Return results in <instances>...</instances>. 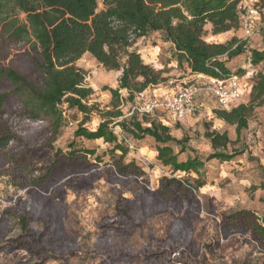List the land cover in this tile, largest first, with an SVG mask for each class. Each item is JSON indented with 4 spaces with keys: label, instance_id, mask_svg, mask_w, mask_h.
<instances>
[{
    "label": "trees",
    "instance_id": "16d2710c",
    "mask_svg": "<svg viewBox=\"0 0 264 264\" xmlns=\"http://www.w3.org/2000/svg\"><path fill=\"white\" fill-rule=\"evenodd\" d=\"M241 1L0 0V32L6 40L24 45L36 56L37 72V76L31 78L13 68L0 67V81L9 87L7 92H0V110L10 101H15L23 117L31 122H41L38 127L46 125L54 134L64 123L62 107L77 110L83 119L73 132L74 139H101L112 145L113 154L120 152L113 166L125 182L113 179V183L128 185L132 175H141L133 160L127 163L123 161L128 149L123 142H118L114 127H119L136 141H142L145 137L152 139L156 144V160L162 166L171 168L173 172L198 176L195 184L188 179H161L160 188L155 193L160 204H156V199L147 195L144 189L139 191L135 206L130 201L117 203L114 214L106 215L99 223L102 232L91 251L92 255L104 254L106 264L120 261L130 263L138 256H142L146 262L172 264L175 260L185 264L186 258L196 257V247L190 238L194 214L199 212L200 202L193 192L197 193L204 186L203 182H199V176L205 163L196 156L179 161V154L185 152V137H173L168 126L154 120L148 126H143L134 113L126 120L121 107L126 102H132L136 95L168 80L162 76L163 70H155L146 64L136 49H132L137 40L152 32L159 33L162 41L170 45L171 57L177 66L185 67L191 76L211 79L227 77L233 73L227 67V62L246 51L252 66L263 64L264 48L247 50L245 41L237 37L225 43H212L204 39L207 24H210L213 35L240 27ZM6 4H11L12 9L2 10ZM257 4L264 7V0H258ZM84 54L91 55L107 70L121 72L117 88H102L111 95L109 108L100 109L97 104H87L94 89L88 83V72L77 66ZM121 91L127 96H123ZM251 95L248 104H239L228 111H212L214 117L235 127L236 141L241 131L247 128L254 109L264 102L262 74H258ZM92 113L98 114L101 121L95 129L90 130L84 124ZM203 137L213 149L207 160L230 162L239 154L236 151L230 154L225 152L230 143L226 131L206 130ZM174 147L178 151L175 152ZM95 153V150L76 146L74 141L68 144L65 152L54 148L52 141L35 145L33 139L25 142L23 138L15 136L8 126L0 125V165H12V170L7 171L9 176L15 186L28 189L30 198L28 207L25 201H20L2 211L0 254L25 252L26 258L14 264L66 261L77 254L76 238L63 227L61 205L67 190L78 192L89 189L102 177L97 170L102 159ZM92 156L94 160L90 161ZM61 162L64 164L63 173L71 177L57 185L52 179ZM73 163L76 168L71 166ZM30 168L31 172L35 168L40 174L31 182H26L22 172ZM137 206L142 208L137 214H132ZM156 211L181 215L169 225L167 239L156 250L145 248L142 253L132 255L125 249L109 247L107 231L118 235L129 234ZM40 223L43 226L40 229L33 226ZM16 227L19 232L11 236ZM220 227L225 236L249 234L257 245L261 243L264 253V211L259 213L244 209L224 214ZM174 253L176 255L172 259Z\"/></svg>",
    "mask_w": 264,
    "mask_h": 264
},
{
    "label": "rangeland",
    "instance_id": "374dc122",
    "mask_svg": "<svg viewBox=\"0 0 264 264\" xmlns=\"http://www.w3.org/2000/svg\"><path fill=\"white\" fill-rule=\"evenodd\" d=\"M257 2L258 0H242L240 3L242 20L248 18L250 22V34H246L242 22L238 29L231 30L239 40L245 41L247 50L264 48V7ZM11 9L12 5L6 4L2 10ZM252 11L254 12L251 13ZM205 30L204 39L210 35L209 24L206 25ZM132 49H136L146 64L151 65L155 70H163L162 76L168 80L157 87L150 88V91L146 90L136 95L132 102H126L121 107L123 118L129 120L134 113L143 126H148L152 120L168 126L173 137L187 139L184 144L185 152L179 154L178 160L183 161L187 157L196 156L205 163L199 176V182H203L204 186L199 188L197 193L193 192L200 202V210L194 214L193 233L190 238L191 243L196 247V257L186 258L185 264H264L261 243L257 245L251 240L249 234L225 236L220 227L224 214L244 209L259 213L264 211V102L254 109L247 128L241 131L237 141L235 127L230 125L224 127L230 140L225 152L230 154L236 151L239 154L230 162L207 160L213 153V149L203 134L206 130L211 131L209 120L213 115L212 111L222 109L212 94L209 80L205 77L189 75L185 67L179 68L171 57L170 45L163 42L161 35L157 32L137 40ZM35 59L36 56L24 45L6 40L0 32V67L13 68L21 74L35 78L37 76ZM77 66L88 72V83L94 89V94L89 97L87 104H97L100 109L109 108L111 95L102 88H117L116 81L120 71L105 69L89 54H84L77 62ZM227 67L241 77V96L233 102L232 107L228 109L230 110L239 104L249 103L252 98V87L258 80V74L264 77V63L252 66L249 63V53L246 51L228 61ZM187 85H195L199 91L193 101L192 114L183 120L174 121L162 107L152 111L145 110L148 102L154 100L164 102L181 87ZM8 90V85L0 81V92L5 93ZM121 94L127 96L124 91H121ZM62 110L65 112L64 123L55 134L46 125H42V129L38 127L41 122H31L23 117L15 101H10L0 110V125L8 126L15 136L23 138L25 142L33 139L34 144L37 145L52 141L54 148L64 152L67 151L68 144L74 141L78 147L95 150V155L102 159L97 169L102 177L89 189L78 192L67 190L61 205L63 227L69 235L76 238L77 254L67 258L66 261L48 260L44 264H106L104 254L92 255L91 251L102 232L99 223L106 215L114 214L117 203L130 201L134 203L132 206H135L139 191L144 189L147 195L156 199V204H160L161 201L155 193L160 188L161 179H188L191 184H195L198 176L194 173L173 172L171 168L162 166L156 160V154L154 155L156 144L152 139L145 137L142 141H136L119 127H114L118 142H123L124 147L128 149L123 161L127 163L133 160L141 175H132L128 185L113 183V179L125 182L113 166L120 152L116 151L113 154L112 145L104 143L103 140L74 139L73 132L83 119V115L75 109H67L66 106H63ZM100 121L99 115L92 113L84 126L93 130ZM143 145L148 147L147 152L145 148L139 150ZM174 151H178V148L174 147ZM93 160L94 156L90 157V161ZM71 166L76 168L74 163ZM8 169L12 170L11 164L0 165V216L4 209L11 208L20 201H25L27 207L30 205L28 189L15 186L7 172ZM33 170L31 172L30 168L22 172L26 182H31L40 174L39 171H35V168ZM63 172L64 164L61 162L52 179L58 183L57 185L71 177L70 174ZM140 207L133 209L132 214H137ZM178 217L181 215L176 212H153L144 223L129 234L118 235L107 231L108 245L114 250L125 249L132 255L142 253L145 248L156 250L160 243L167 239L168 227ZM33 226L39 229L43 227L41 223ZM18 232L19 229L16 227L10 235L14 236ZM25 258L26 254L23 251L15 255L0 254V264H14ZM115 264L158 263L146 262L142 256H138L130 263L120 261Z\"/></svg>",
    "mask_w": 264,
    "mask_h": 264
},
{
    "label": "built area",
    "instance_id": "2783aa9c",
    "mask_svg": "<svg viewBox=\"0 0 264 264\" xmlns=\"http://www.w3.org/2000/svg\"><path fill=\"white\" fill-rule=\"evenodd\" d=\"M252 11L251 13H253ZM246 34H250V22L248 18L242 20ZM203 77V76H200ZM212 87V94L218 105L228 110L232 107L233 102L241 96V77L236 73H232L227 77L219 79L207 78ZM199 89L195 85H187L181 87L175 94L164 102L157 100L150 101L146 104L145 110L152 111L156 108H164L174 121H181L193 112V101ZM176 253L172 255V259ZM172 264H183L173 261Z\"/></svg>",
    "mask_w": 264,
    "mask_h": 264
},
{
    "label": "crops",
    "instance_id": "0c3cea01",
    "mask_svg": "<svg viewBox=\"0 0 264 264\" xmlns=\"http://www.w3.org/2000/svg\"><path fill=\"white\" fill-rule=\"evenodd\" d=\"M209 31H210V35L205 39V41H207V42H212V43H225V42L229 41L231 38L236 37L234 35L233 31H231V30L230 31H227V32H224V33H220V34L213 35L211 33V26H210V24H209ZM230 72H231V70H230ZM120 74L121 73L119 72V76H120ZM116 84H118V81H116ZM148 90L150 91V89H148ZM209 121L211 123L210 124L211 131L212 130H215V131L220 132V133L226 131V128H224V127L227 124L224 121H222V120L217 119L216 117H214V115L210 116V120ZM177 139H179V138H177ZM99 140H101V139H99ZM143 148L146 149V152L149 150L146 145L141 146L139 150L141 151V149H143ZM155 154H156V152L154 153V155Z\"/></svg>",
    "mask_w": 264,
    "mask_h": 264
}]
</instances>
